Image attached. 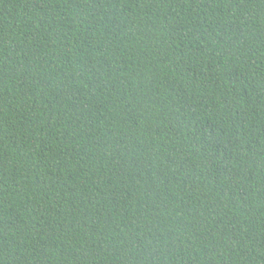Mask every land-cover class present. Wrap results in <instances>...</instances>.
<instances>
[{
  "label": "trees",
  "instance_id": "obj_1",
  "mask_svg": "<svg viewBox=\"0 0 264 264\" xmlns=\"http://www.w3.org/2000/svg\"><path fill=\"white\" fill-rule=\"evenodd\" d=\"M0 264H264V0H0Z\"/></svg>",
  "mask_w": 264,
  "mask_h": 264
}]
</instances>
